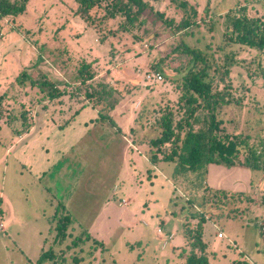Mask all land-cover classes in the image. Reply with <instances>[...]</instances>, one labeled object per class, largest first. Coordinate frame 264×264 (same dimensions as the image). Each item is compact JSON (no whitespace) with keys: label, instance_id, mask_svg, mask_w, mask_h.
<instances>
[{"label":"rangeland","instance_id":"1","mask_svg":"<svg viewBox=\"0 0 264 264\" xmlns=\"http://www.w3.org/2000/svg\"><path fill=\"white\" fill-rule=\"evenodd\" d=\"M188 1L200 15L209 12L206 22L175 34L154 12L145 11L141 25L121 34L119 41L113 39L114 57L108 54L109 42L98 41L74 13L73 0H28L23 13L0 18V95L6 92L0 118V191L4 217L9 218L0 231V264H183L190 251L185 222H194L189 213L208 208L201 203L204 185L250 198L214 208L204 219L208 264H264V77L257 68L259 52L236 44L218 48L225 42L222 35L232 11L247 6L249 15L264 17V0ZM153 4L164 15H180L164 0ZM182 43L210 53L206 80L218 75L213 66L226 70L221 64L234 51L236 63L232 60L222 79L211 80L214 89L230 92V102L217 109V116L223 132L248 136L252 149L260 152L258 167L211 163L205 178L189 174L187 186L174 173L172 161H149L145 140L159 135L156 120L166 106H175L182 92L187 69L180 68ZM93 58L99 60L93 64V82L111 90L95 107L91 99L73 95L72 80L75 69ZM22 70L38 80L49 79L72 98L62 94L38 103L45 92L15 81ZM153 71L161 80L145 79ZM112 97L117 103L109 118L115 126L97 121V108H105L104 101ZM21 113L33 127L18 139ZM65 214L66 235L56 240L54 226ZM44 251L49 253L42 256Z\"/></svg>","mask_w":264,"mask_h":264},{"label":"trees","instance_id":"2","mask_svg":"<svg viewBox=\"0 0 264 264\" xmlns=\"http://www.w3.org/2000/svg\"><path fill=\"white\" fill-rule=\"evenodd\" d=\"M28 0H0V18L14 17L21 14L26 9ZM75 2L74 13L84 20L97 34L100 42H109L108 54L112 57L117 53L114 44L119 41V36L129 33L134 26L143 23L142 14L145 11L154 12L162 19L167 26L176 33H180L190 28L192 25H199L202 21L206 22L209 18L207 14L200 15L198 10L188 0H164L172 6L174 12L180 10L179 17L164 15L154 9L153 2L158 0H73ZM206 8V7H205ZM207 9V8H206ZM230 23L223 32V40L220 49L224 46L238 45L242 48H251L259 52L258 59L259 74L264 77V67L261 62V55L264 54V17L262 15H249L247 6H241L232 11ZM230 14V12H228ZM207 15V16H206ZM111 24H116L111 26ZM115 39V40H113ZM179 59H181L180 68L186 67L185 73L181 76L183 85L182 92L178 96L175 106H166L160 117L156 120L159 126V135L145 140L148 145L150 155L149 161H172L174 173L178 174L185 185L188 186L192 180L189 174L197 173L199 178L204 177L207 172V166L211 163L232 166H259V154L248 142V136L241 133L229 134L223 132L221 127L222 120L217 116V109L223 104L229 103L226 96L230 94L229 90L221 91L213 88L211 82L214 77L223 78L222 74L227 73L229 64L233 61L234 51L229 50L228 60L221 65L226 70L219 71V67L213 66L212 70L218 75H213L211 79L206 80L207 69L212 65V57L209 52H204L199 47H191L184 43L181 44ZM232 51V53H230ZM94 59V58H93ZM97 60L82 62L76 69L73 79L74 96H82L85 99H91L92 105L107 97L111 90L103 88L98 89V82L95 84L97 71L93 70V64ZM233 60V61H232ZM111 63L110 59L106 60ZM198 64V66H196ZM155 72V71H153ZM145 74V73H144ZM144 77V76H143ZM16 83L22 86L29 84L30 87H36L45 92V98L40 99L38 103L54 99L62 94L70 93L59 88L49 79L38 80L29 73L22 70L16 77ZM94 81V82H93ZM218 81V80H217ZM6 93V92H5ZM5 93L0 95V118H2L3 99ZM110 97V96H109ZM236 99V103H239ZM117 103V99L112 97L110 101H104V107L97 108V121L107 120L115 126L113 120L109 117V110ZM177 116V117H176ZM33 121L26 118L25 113H21V128L15 133L20 135L27 132L32 126ZM197 124H199L197 126ZM191 178V180H190ZM202 205L208 208H202L201 211L190 212L189 216L194 222L189 225L185 222V233L189 241L190 251L183 264H208L209 258L206 254V241L203 240V222L206 216H212L216 209L223 208L227 203L233 200L243 198L247 203L250 201L248 196L238 193H228L222 189L213 190L208 186H202L200 192ZM209 196V198H208ZM237 196V197H236ZM230 199V201H229ZM211 207V208H209ZM216 208V209H214ZM237 208V207H232ZM234 209V210H235ZM234 210H229L231 216H235ZM2 198L0 196V219L3 218ZM214 215H216L214 213ZM69 216L65 214L57 220L54 229L56 231V240L62 239L66 235V224ZM48 252V251H47ZM46 251L42 252L45 256ZM49 253V252H48ZM111 264H118L112 262Z\"/></svg>","mask_w":264,"mask_h":264},{"label":"crops","instance_id":"3","mask_svg":"<svg viewBox=\"0 0 264 264\" xmlns=\"http://www.w3.org/2000/svg\"><path fill=\"white\" fill-rule=\"evenodd\" d=\"M33 127V126H32ZM32 127L27 131V132H24V133H22V134H20V135H17L18 136V139H23L29 132H30V130L32 129ZM0 196H1V198H2V203H3V200H4V195L2 194V192L0 191ZM122 202H123V200H122ZM124 203V202H123ZM4 211V210H3ZM117 213H119V210H117ZM5 215H3V218L2 219H0V222L2 223V225L3 226H5V225H7V222H9V218L7 219V218H5L4 217ZM160 233V232H159ZM173 237V235L172 234H169V236H168V239H171ZM165 244H166V241H165Z\"/></svg>","mask_w":264,"mask_h":264},{"label":"built area","instance_id":"4","mask_svg":"<svg viewBox=\"0 0 264 264\" xmlns=\"http://www.w3.org/2000/svg\"><path fill=\"white\" fill-rule=\"evenodd\" d=\"M162 76L159 72H151V73H148L145 75V79L146 80H153V79H156V80H161ZM2 230V223L0 222V231ZM261 230L264 232V224L261 225ZM158 232H160V230L158 229ZM164 245H165V242H164Z\"/></svg>","mask_w":264,"mask_h":264}]
</instances>
